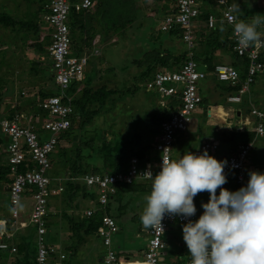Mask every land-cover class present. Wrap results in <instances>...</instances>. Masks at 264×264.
<instances>
[{
  "label": "built area",
  "instance_id": "1",
  "mask_svg": "<svg viewBox=\"0 0 264 264\" xmlns=\"http://www.w3.org/2000/svg\"><path fill=\"white\" fill-rule=\"evenodd\" d=\"M204 0H175L170 9L160 22V29L169 30L174 26L181 29V40L186 45V57L175 69L163 68L156 70L145 81V88L159 96L162 100L167 116L159 121L158 138L153 144L155 154L153 158H130L125 171L109 173L88 172L79 177L94 197H89L91 203L86 206L79 216L90 217L101 211L100 222L95 230L96 236L101 239L104 252L102 255L105 264H161V256L166 248L163 234L173 222L186 223L189 219L195 220L203 210L197 207L196 214L192 217L165 215L162 220L163 232L159 229H147L146 246L140 259L127 261L122 258L112 246V235L118 230L116 219L105 211L108 200L116 193L118 183H131L136 179H143L141 173L149 168L155 174L163 158H171V146L177 139L179 132L186 131L192 112L198 108L202 101L199 93L198 81L205 78L207 73L214 75L215 79L234 85L238 82V68L231 63L217 62L211 70H207L205 64H200L194 59L196 47V32L200 26L198 16L201 13ZM208 2L210 0H207ZM216 5H206L211 8L204 19L207 29L214 28L217 23H224L231 32V52L239 57L247 59L246 74L237 91L226 94V101L230 103L241 102L243 95L249 92L250 85L255 81L259 72H264V61L260 55L264 50V32L256 44L247 48L238 45L233 32V15L229 12L232 3L228 0H214ZM94 0H43L41 3L42 20L45 23L44 31L40 38L45 36L50 40L46 49L50 57L52 80L58 92L45 96L39 102L43 115L37 119L38 113H25L12 111L0 117V132L8 141L3 146L7 160V168L11 174L8 183L9 212L7 218L0 219V250L14 253L17 243L13 240L15 231L35 227V241L37 245L35 261L33 264H48L53 260L54 264H64L65 253L46 247L47 232L45 223L49 208L48 195L51 192L50 184L54 179L62 180L65 177L53 178L50 175L51 161L49 154L54 151L59 142L61 133L69 126L73 115V95L68 92L69 87L81 81L84 77V69L89 55H97V44L100 36L97 34L92 40V48L89 53H75L72 48L70 27L68 24L69 12L72 8L83 10L92 7ZM240 19V18H239ZM77 90V89H76ZM75 90V91H76ZM236 112V111H235ZM249 115L254 124L251 127H240L239 130L252 128L256 134L264 133V111L251 104ZM244 122H248L245 117ZM231 129V128H229ZM43 132H47V138L43 139ZM253 141L238 142L235 148L226 153H220V141L217 138H209L201 141L192 152L200 153L204 150L217 158L225 159V175L234 174V180L238 188L246 184L248 179L247 168L251 163V149ZM147 156V155H146ZM23 167V169H20ZM256 170V167L252 166ZM61 182L57 191L62 190ZM29 199L28 204L25 200ZM22 204V205H21ZM77 212V211H76ZM55 254L53 259L52 255ZM190 264V258L184 263Z\"/></svg>",
  "mask_w": 264,
  "mask_h": 264
},
{
  "label": "rangeland",
  "instance_id": "2",
  "mask_svg": "<svg viewBox=\"0 0 264 264\" xmlns=\"http://www.w3.org/2000/svg\"><path fill=\"white\" fill-rule=\"evenodd\" d=\"M230 2H237L241 9V20L249 21L257 14H264V0H230ZM40 4L41 0H0V16L4 14L9 16L13 21H16V23L13 22L11 25H4L0 22V117L5 115L4 112L7 109H14L17 104L19 106L22 105L26 111L32 108V111L38 112L37 119H40L43 115V111L40 109L38 111L35 104L31 106V103H29H35L37 97H39L38 91L41 88L47 87V84L50 82L47 78L50 72H48L49 59L47 54L41 51V49H45L44 45L47 43V36L44 40H40L39 38L40 32L45 27L39 14ZM171 4H173L172 0H138L137 5L141 7L140 11H142V14H139L132 22L127 23V21L126 24L128 25L120 28V30L109 31L106 35L103 32L104 34L102 36L100 35V41L97 44L99 52L95 56L89 55L87 65L84 69V76L88 73L90 74L92 71L91 76L93 77L89 86L96 88L100 85H105L107 90H113V92L110 93V100L106 108L101 109L89 123L85 124L83 138H79L76 129H73L69 135L61 138L59 146L62 147V158L73 157L74 151L79 148L83 155L80 157L87 161L88 164H100L102 145L100 146V150L96 149L99 143L95 141L102 138L101 136L106 140H114V136L118 135V127L123 131V138L127 149L132 148L135 151L141 149L145 151L147 149L149 152L155 154L153 144L158 138V126L152 117H158L160 112L163 111L164 106L161 105L162 100L157 94L145 88V81L137 78L143 72L145 63H139L140 61L135 60H143L146 58L145 53L149 50L152 52L166 47L171 52H177L180 49L182 50V48H186L185 43L177 36L160 30V22L170 9ZM210 4L217 6L214 0H211ZM19 21L24 24L28 22L31 26H21ZM34 23L40 29L38 33L37 30L33 29ZM90 31L93 32L94 30L92 29ZM99 31L102 32L101 27ZM263 32L264 28L261 29V33ZM95 36L96 33L93 35L92 40ZM85 45L83 52L89 53L92 45ZM229 56L233 58V54L229 55L228 53L218 55L216 58L212 56V58L213 62L221 61L230 63L227 59ZM208 75L211 74L207 73L205 79L198 81V84H200L199 93L203 96L204 100L192 112L187 130L177 134V139L171 146V158H176L187 151L192 152L201 141L205 140L204 137L209 132L208 130L213 128L212 124H215L214 121L221 123L215 117H219L222 122L231 123L230 116H233V112L230 107L235 110L241 109L242 112H245L244 114L250 117L249 107L252 104L250 102L251 96V101L255 98L253 104H256V106L264 111V72H259L256 75L254 83L250 85L249 92L243 95L240 103H230L220 100L221 98H217V95L214 96V92L218 94V87L214 83L215 79H211ZM134 86L136 87L134 92L127 91V89L132 90ZM215 100H219L220 102L213 103ZM93 106H97L96 103ZM206 108L210 112L208 116L211 118L207 116ZM225 127L221 126V129L229 130V128ZM221 129L218 130L221 132ZM0 136L5 140V135L1 132ZM47 136L48 133L43 132L42 138L45 139ZM95 136L97 137L96 140L93 138ZM84 137H87L91 141L89 145L79 143V139L81 142L85 141ZM56 151L49 154L51 159ZM253 153L259 159L260 157L264 158V133L257 134L254 137L250 154L252 155ZM87 154H90V156ZM2 162L0 161V166ZM257 167V171H264V163H261ZM252 169L254 168L250 165L247 168V174ZM61 170L56 164L52 169L54 172ZM7 177L11 178V174L7 170L3 174H0V211L6 213L8 216L9 197L2 186ZM133 191H125L123 198L126 199V196L128 198L129 194ZM149 191L150 182L148 181V183L143 185L141 190L133 193L134 195L130 197L129 204H126V210L128 212H126L125 216L119 217L118 219L115 218L117 217V211L114 208L116 206L115 202H112V199L108 200V203H110V214L117 221L123 218V223L119 220L124 226L123 232H132V235L126 234V236H123L124 233L121 234L120 231L112 235L114 242H112V246L116 250L118 248L115 242L120 243L119 241L122 238L127 243L136 244L139 247L146 243V240L143 239L142 232L139 237L133 235L134 227L137 226L139 220L137 219L138 215L131 214L130 210L141 205L144 207V197ZM135 195L136 199L139 198L140 200L132 201ZM25 201L26 204L30 202L29 199ZM56 201V199H52L50 204H55ZM78 201L83 202L80 197H78ZM60 203L62 205V202ZM53 210H55L54 207ZM126 216L128 219L125 221ZM65 223L64 221L61 224V232L57 227L51 228L48 233L46 232V240L48 243L62 246V229H65ZM168 232L169 229L167 228L163 236H167ZM17 233L23 234L28 232L27 229L23 228L16 230L15 234ZM95 238L97 242L94 241L93 246L95 244L96 246L98 245L99 252L103 254L104 248L101 239ZM69 256L70 261H74L75 254L70 253ZM15 258V252L9 253L7 250H0V264H14ZM97 260L95 264H104L101 259ZM184 263V261L181 262V264ZM85 264H88V262L86 261Z\"/></svg>",
  "mask_w": 264,
  "mask_h": 264
},
{
  "label": "trees",
  "instance_id": "3",
  "mask_svg": "<svg viewBox=\"0 0 264 264\" xmlns=\"http://www.w3.org/2000/svg\"><path fill=\"white\" fill-rule=\"evenodd\" d=\"M70 2H76L78 0H69ZM96 3L93 8L91 9H84V10H75L74 8L71 9L68 18V24L70 27V35L72 39V48L74 49L75 53L81 54L85 46L91 45L92 37L95 33H98L102 36L106 35L109 31L120 30V28L125 27L126 22H132L139 14H142L140 11L141 7L137 5L138 0H95ZM175 0H172L174 3ZM132 12H131V11ZM207 9L201 8V13L198 16V21L200 22V27L196 32V42L202 45V52L194 53V59L201 63V56L203 52H210L214 53V51L220 49L221 47L227 48L229 52L231 51V32L228 26H225L224 23H217L214 28L207 29L205 26H202L204 19L206 18ZM150 17V16H149ZM0 22L4 25H11L16 23L13 21L9 16L1 15ZM20 22V21H19ZM20 25H25V27H30L31 24L26 22H20ZM96 27V28H94ZM101 27L102 32L99 31ZM34 30L39 32L38 26L34 23ZM94 30L93 32L90 30ZM162 30V29H160ZM165 31V30H162ZM170 35L177 36L181 39V29L178 26H174L171 29L167 30ZM224 33V35H222ZM222 37V39H221ZM41 51L45 52V49H41ZM150 51V52H149ZM146 51L149 54L145 53V57L142 61L135 60L145 63V68L142 73L138 75V79L141 81L148 80L156 70H160L163 68L175 69L179 66V64L184 60L186 57V48H182L177 52H171L169 48H161L159 50H151ZM233 54V61L232 64L238 68L239 78L238 82L234 85H231L227 82L218 81L215 79L214 75H208L215 79L214 83L218 87V94L221 96L222 100L226 101V94L232 93L237 91L240 87L242 80L246 74V65L247 59L245 57H239L235 53L230 52ZM261 60L264 61V50L260 55ZM203 63L207 66L205 67L207 70H211L213 68V61L212 56L204 58ZM50 68V60L48 62ZM138 63V64H139ZM201 63V64H203ZM48 68V70H49ZM92 71L90 74L88 73L86 76L83 77L81 81L74 82L68 89V92L72 93L73 99L72 104L74 108L73 115L71 116V123L70 126L61 133V138L69 135L73 129H76L79 134V138H83V130L85 124L89 123L91 119L101 110L106 108L108 101L110 100L109 96L113 90H107L105 85H100L96 88L89 86L92 77ZM207 77V76H206ZM205 77V78H206ZM49 80L52 79L50 74L48 73ZM203 78V79H205ZM254 83V82H253ZM77 89V90H76ZM136 87L134 86L132 90L127 89V91H135ZM76 90V93H75ZM259 91V89H258ZM57 92L56 88L52 86L50 83L47 87L41 88L38 91L39 97L43 98L49 94ZM258 93V92H257ZM206 97V96H205ZM248 97V96H247ZM250 97V96H249ZM252 97V96H251ZM250 102L254 103L251 101ZM202 96V101H203ZM221 100V99H220ZM261 101V100H260ZM220 102L219 100H215L213 103ZM96 103L97 106H93ZM33 104V102H32ZM256 105V104H255ZM37 107V106H36ZM38 111L39 108L37 107ZM237 110V109H236ZM238 111V110H237ZM240 111V109H239ZM167 116L166 111H161L159 116L152 117L154 121H156L158 130H159V121ZM76 126V127H75ZM81 135V136H80ZM257 134L255 131L250 129H244L240 131L238 126L235 128H231L229 130H222L216 136L219 137L220 141V151L223 152L225 149L231 151L235 148L238 142H249L253 141L254 137ZM1 137V136H0ZM102 138L98 139L95 142H98L97 148L100 150V146L102 145V152L100 154L101 161L98 165H91L88 164L87 161L83 160L80 156H83L80 152V149L77 148L74 151L73 157L69 158H62V147H58V150L52 157V169L54 168L55 164L61 168V171H51L53 178L62 177L63 174H67V179L57 180L54 179L51 181L50 189L51 192L48 195V208L49 211L47 213V221L45 223L47 233L50 231L51 228L57 227L61 232V224L66 222L65 229L63 231L70 232L69 238V245L64 246H56L46 242V247L50 249V245L56 248V250H60L65 253V258L63 259L64 264H73L70 261L69 254H74L78 244L84 240L87 235H95V230L100 222V214L101 211L96 212L94 215L90 217L86 216H78L73 212H69L68 210H73L74 207H77L76 199L78 197L81 198L82 201H87L89 197H94L93 193H90L89 189L86 188L85 184L79 177L84 175L85 173L92 172V173H109L113 174L117 171H125L128 167L130 158L132 156H136L138 159L142 160L144 158H153L151 152L149 150H138L135 151L132 148L127 149L125 140L123 138V131L118 127V135L114 136V140H106L103 136ZM96 140V136L93 137ZM2 140V138H0ZM85 141L81 142L79 139V143H84L85 145L90 144V140L87 137H84ZM115 143V145H113ZM90 156V154H87ZM147 155V156H146ZM264 157V156H263ZM252 166L257 167L261 163H264V158L260 157V159L254 155V153L250 156ZM262 158V159H261ZM56 160V161H55ZM55 162V163H54ZM1 168V167H0ZM20 169H23L21 167ZM65 170V171H63ZM6 170H3L5 172ZM61 182L62 190L57 191L59 183ZM139 182L134 180L131 183H119V187L117 192L113 194L112 197H115L117 194L122 195L125 191L131 190H138ZM223 187L229 190H236L238 189V184L234 180V174L230 173L227 177V182L223 185ZM219 189H217V193ZM118 196L116 198H118ZM52 199H56L57 201L55 204H50ZM208 200V193L201 192L198 193L194 197V204L199 210H203L201 208V201ZM62 202V205L61 203ZM109 204L108 203L105 207V211L109 212ZM53 207L55 210H53ZM64 207V208H63ZM68 208V209H67ZM63 220V222H62ZM28 233L23 234H15L18 239L17 241V248L15 251L16 258L14 264H33L35 261L36 255V241H35V227L33 225H28L27 228ZM47 233L44 235L46 237ZM33 243V244H32ZM53 259L55 258V254L52 255ZM48 264H54L53 260H51Z\"/></svg>",
  "mask_w": 264,
  "mask_h": 264
},
{
  "label": "clouds",
  "instance_id": "4",
  "mask_svg": "<svg viewBox=\"0 0 264 264\" xmlns=\"http://www.w3.org/2000/svg\"><path fill=\"white\" fill-rule=\"evenodd\" d=\"M209 3L210 1L207 6L210 5ZM94 5L88 9L93 8ZM211 8L207 7V11ZM41 11L40 4V15ZM229 12L233 14L230 19L235 21L233 32L240 47L247 48L260 41L261 33L258 28L264 25V14H257L249 21L241 20L239 19L241 9L237 2L232 3ZM41 21L45 25L42 15ZM43 31L44 29L40 34ZM44 39L40 38V40ZM47 43L44 46L50 60L46 49ZM48 72L52 78L51 65ZM50 83L55 88L52 79ZM43 98L37 97L35 103H29L31 106L35 104L40 109L39 102ZM14 110L38 113L32 111V108L26 111L18 104L14 109H7L4 113H11ZM60 140L61 135L59 142ZM59 142L54 151L59 146ZM226 165L225 159L218 160L207 150L200 153L187 151L176 158H163L159 171L155 174L150 168L141 173L142 180L150 182V191L144 197L145 205L140 221L144 228L159 229L162 233L161 222L165 215L185 218L194 216L197 211L194 197L198 193L207 192L208 200L201 201L203 211L200 215L195 220L189 219L181 225L182 238L188 249L190 264H264V171L250 170L246 184L236 190H229L223 187L227 182ZM6 170L8 171L7 167ZM51 171L52 161L50 169L52 176ZM217 189H219L218 193Z\"/></svg>",
  "mask_w": 264,
  "mask_h": 264
},
{
  "label": "crops",
  "instance_id": "5",
  "mask_svg": "<svg viewBox=\"0 0 264 264\" xmlns=\"http://www.w3.org/2000/svg\"><path fill=\"white\" fill-rule=\"evenodd\" d=\"M210 2H211V0H210ZM207 4H208V1L204 0L202 2V5H203L202 8L207 9V7H206ZM202 26L204 27L203 23H202ZM262 28H264V25H261L258 28V31L261 32ZM222 35H224V33ZM221 39H222V37H221ZM226 49L227 48L221 47L220 49H218L219 51L216 50V51H214V53H210L209 51L206 52V53L203 52L200 62L203 63L202 60L204 58H206V56L207 57L213 56V57L216 58V56L223 55L225 53H228L230 55L231 51L229 52ZM194 52L197 53V54L202 52V45L200 43L196 42V47L194 49ZM227 59L230 61V63H232L233 58H231V56H229ZM212 61H213V58H212ZM217 62H221V61H214L213 64H215ZM213 95L214 96L217 95V98L221 97V96H219V94H215V92L213 93ZM210 96H212V95H210ZM221 100H222V98H221ZM230 109L233 112V116H230L231 117V123L228 124L225 121H224L225 122L224 123V122H222V120L219 117H215L216 119L218 118L221 121V123H223V124L221 125V123H218V122L214 121L215 124H212L213 128H210L208 130L209 132L207 133L206 137H204L205 139H209V138H217V139H219V137L216 136V135L220 133V131L218 129H221V126H224V127L227 126L225 128H235V126H238V128H239V126L243 128V127L247 126V128H248V127H251L254 124L253 119H251V117H249L247 114H244L245 112H242L241 109H240V111H239V109H237L238 110L237 111V110H235V109H233L231 107H230ZM206 113H207V116L210 115V112L207 111V108H206ZM208 117L211 118L210 116H208ZM245 117L247 118L248 122H244L243 119ZM206 124H207V122H206ZM222 130H224V129H221V131ZM4 139L5 140H3V139L1 140L0 139V161H3L1 166H0L1 167L0 168V174H3V170L6 169V167H7L5 151L2 148L3 144L7 141V137H5ZM226 152H227V150L225 149L223 152H221V154L222 153H226ZM5 162H6V165H5ZM256 170H258V167H256ZM66 175L67 174H65V175L63 174V177H65ZM9 179L10 178L7 177V179L5 180V182L2 185L4 187V189H5V191L7 192V194H8V182H9ZM136 180L139 182L138 187H137L138 190L135 189L131 194H129L128 198L126 196V199H124L123 198V193H122V195L118 196V194H117L115 197L111 198L112 199L111 201L115 202V204H116V206H114V208L117 211V214H116L117 217H115V218L118 219L119 217L125 216L126 212H128L126 210L127 209L126 208V204H129V202L131 200L130 197H132V195H134L133 194L134 192H137V191L141 190L143 188V185H145V183H148V181H146V180H142V179H136ZM117 196H118V198H116ZM136 200H140V199L139 198L136 199V195H135L133 197L132 201H136ZM76 203H77V207H74L73 210L69 209L68 210L69 212H73L74 214L78 213V212H81L79 210H82L83 208H85L86 206L91 204L88 200L81 202V201H78L77 199H76ZM142 210H143V207L141 205L139 207H134L133 210H130V213L138 215L137 219L139 220L137 226L134 227L133 235L135 237H139V236H141L140 234L142 232L143 233V235H142L143 239L146 240L147 229L144 228V226L142 225V223L140 221V215L142 213ZM7 217L8 216L6 215V213L0 211V219L1 218H7ZM132 218L134 219V217H132ZM117 219H116V223H117V226H118V230L116 231L115 234H117L120 231L121 234L124 233L123 236H126V234L127 235H130V234L132 235V232L131 233L123 232V229H124V226L122 224L124 222L123 218L119 219V220H121L122 223H120L119 220H118L119 221L118 222ZM127 219H128V217L126 216L125 221ZM182 224L183 223H180V222H173V223H171L168 226V229H169L168 235L165 236V237L163 236V239L166 242V248L164 249V251L162 253V256H161V264H181L182 261L186 262L190 258L189 254H188L187 246H186V244H185V242H184V240L182 238V228H181ZM69 234H70V232H68V231L66 232V231L62 230V248H64V246L69 245V238H68ZM115 234H113V235H115ZM95 237H96L95 235H87L84 238V240L78 244V246H77V248H76V250L74 252L75 257H74V261H72L73 264H85L86 261L88 262V264H95V261L97 259H101L102 260V253L99 252L98 245L96 246V244H95V246H93L94 245V241L97 242ZM16 238L18 239V237L15 235L14 238H13L15 243H17V241L15 240ZM112 242H113V240H112ZM119 242L120 243L115 242V245L118 248L117 251L120 254V256H122V258L126 259L127 261H133V260L140 259L141 255H142V251L145 249V246H146V243L143 244L140 247L137 246L136 244L127 243L126 240H124L123 238ZM184 256H187V257H184ZM82 262H84V263H82Z\"/></svg>",
  "mask_w": 264,
  "mask_h": 264
},
{
  "label": "bare ground",
  "instance_id": "6",
  "mask_svg": "<svg viewBox=\"0 0 264 264\" xmlns=\"http://www.w3.org/2000/svg\"><path fill=\"white\" fill-rule=\"evenodd\" d=\"M50 40L48 39V42H49Z\"/></svg>",
  "mask_w": 264,
  "mask_h": 264
}]
</instances>
